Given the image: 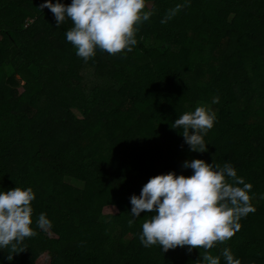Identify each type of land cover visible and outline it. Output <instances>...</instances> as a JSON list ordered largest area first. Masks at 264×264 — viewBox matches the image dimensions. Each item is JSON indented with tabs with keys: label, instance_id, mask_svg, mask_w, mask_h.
Segmentation results:
<instances>
[{
	"label": "trees",
	"instance_id": "1",
	"mask_svg": "<svg viewBox=\"0 0 264 264\" xmlns=\"http://www.w3.org/2000/svg\"><path fill=\"white\" fill-rule=\"evenodd\" d=\"M43 3L0 0V190H33L36 233L0 264H225V247L264 264V0H145L132 50L87 62L66 41L71 20L57 27ZM197 106L215 114L206 152L171 128ZM192 159L230 163L255 211L211 249L144 247L152 213L130 224V197L153 176H190Z\"/></svg>",
	"mask_w": 264,
	"mask_h": 264
},
{
	"label": "clouds",
	"instance_id": "2",
	"mask_svg": "<svg viewBox=\"0 0 264 264\" xmlns=\"http://www.w3.org/2000/svg\"><path fill=\"white\" fill-rule=\"evenodd\" d=\"M41 8L50 10L57 27L66 18L71 20L72 27L65 38L85 62L97 49L112 55L131 51L137 43L136 26L151 15L142 11L145 0H71L67 5L60 0H44ZM214 121L213 112L197 106L176 118L171 128L181 129L191 151L206 152L204 135ZM182 168L191 169L192 174L168 172L153 176L143 185L139 196L130 197V224L141 212L152 213L142 223L139 236L146 248L158 245L163 252L177 246H188L189 252L193 248L211 249L216 242L231 238L241 227L239 220L255 211L249 196L252 186L237 175L230 163L220 166L214 161L209 164L192 159L185 160ZM34 198L31 188L0 190V249H14L15 243L36 234L31 227L30 202ZM36 225L41 229L51 226L44 213L39 215ZM221 255L225 264H240L227 247ZM202 260L206 264H220V256L204 255Z\"/></svg>",
	"mask_w": 264,
	"mask_h": 264
},
{
	"label": "rangeland",
	"instance_id": "3",
	"mask_svg": "<svg viewBox=\"0 0 264 264\" xmlns=\"http://www.w3.org/2000/svg\"><path fill=\"white\" fill-rule=\"evenodd\" d=\"M84 78H85V74L84 75H82ZM86 81H84V83H85ZM22 85H23V83H22ZM107 157H108V155L106 156V159H107ZM105 160V159H104Z\"/></svg>",
	"mask_w": 264,
	"mask_h": 264
}]
</instances>
